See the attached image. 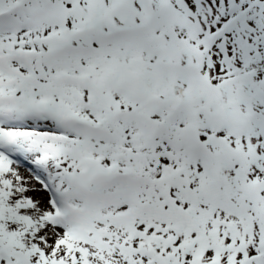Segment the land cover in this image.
I'll return each mask as SVG.
<instances>
[{
	"label": "snow or ice",
	"instance_id": "snow-or-ice-1",
	"mask_svg": "<svg viewBox=\"0 0 264 264\" xmlns=\"http://www.w3.org/2000/svg\"><path fill=\"white\" fill-rule=\"evenodd\" d=\"M0 264H264V0H0Z\"/></svg>",
	"mask_w": 264,
	"mask_h": 264
}]
</instances>
